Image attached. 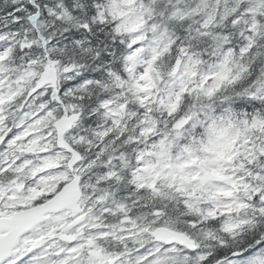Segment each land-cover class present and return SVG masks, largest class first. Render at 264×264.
Here are the masks:
<instances>
[{"label": "snow or ice", "instance_id": "6c2138e0", "mask_svg": "<svg viewBox=\"0 0 264 264\" xmlns=\"http://www.w3.org/2000/svg\"><path fill=\"white\" fill-rule=\"evenodd\" d=\"M0 264H264V0H0Z\"/></svg>", "mask_w": 264, "mask_h": 264}]
</instances>
